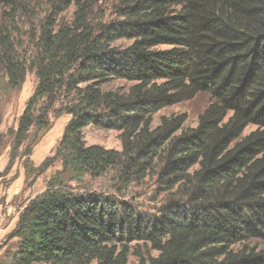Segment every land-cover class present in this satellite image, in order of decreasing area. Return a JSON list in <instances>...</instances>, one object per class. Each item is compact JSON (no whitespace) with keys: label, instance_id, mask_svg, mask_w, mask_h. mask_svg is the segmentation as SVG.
I'll return each instance as SVG.
<instances>
[{"label":"trees","instance_id":"obj_1","mask_svg":"<svg viewBox=\"0 0 264 264\" xmlns=\"http://www.w3.org/2000/svg\"><path fill=\"white\" fill-rule=\"evenodd\" d=\"M0 73L11 92L36 79L9 165L30 173L51 116L70 117L0 264H264V0H0ZM200 93L195 127H153ZM87 127L117 131L121 150L86 145ZM112 170L155 172L157 214L76 187Z\"/></svg>","mask_w":264,"mask_h":264},{"label":"rangeland","instance_id":"obj_2","mask_svg":"<svg viewBox=\"0 0 264 264\" xmlns=\"http://www.w3.org/2000/svg\"><path fill=\"white\" fill-rule=\"evenodd\" d=\"M111 5L107 3L102 6L107 14L112 10ZM129 43L130 41L121 40L118 45L127 46ZM35 85V76L29 73L19 92L7 91L4 87V78L0 73V253L7 250L13 242L9 236L23 206L42 193L51 175L60 169L57 162L44 171L38 168L53 155L63 129L70 119L67 115L51 116L50 127L43 132L32 150L30 160L33 169L30 173L24 169L23 160H16L9 165V144L6 134L9 129L17 127L18 118L32 96ZM128 85L125 82L116 81L109 88H126ZM209 101L210 96L207 93H200L190 101L167 107L154 115L153 127L158 124L162 116L184 114L187 118L185 127L193 128L197 124L199 114L206 108ZM252 129L253 127H249L245 133ZM83 137L86 145L96 144L105 149L121 150L117 131L87 127L83 130ZM46 164H50V161ZM159 186L155 172L149 173L143 180L128 184L122 182L121 171L112 170L98 179L85 178L83 183L76 187L96 194L115 196L130 202L139 212L155 215L164 203ZM258 245L264 248V242H259ZM129 262H135L134 258L130 257Z\"/></svg>","mask_w":264,"mask_h":264}]
</instances>
